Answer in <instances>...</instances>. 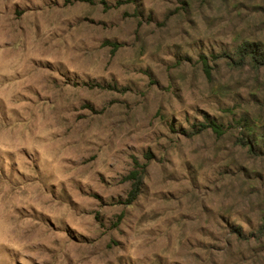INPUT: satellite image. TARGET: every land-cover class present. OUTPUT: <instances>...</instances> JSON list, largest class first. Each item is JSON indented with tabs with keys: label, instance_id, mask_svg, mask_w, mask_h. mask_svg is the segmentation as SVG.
<instances>
[{
	"label": "rangeland",
	"instance_id": "374dc122",
	"mask_svg": "<svg viewBox=\"0 0 264 264\" xmlns=\"http://www.w3.org/2000/svg\"><path fill=\"white\" fill-rule=\"evenodd\" d=\"M246 43L264 0H0V264H264Z\"/></svg>",
	"mask_w": 264,
	"mask_h": 264
},
{
	"label": "trees",
	"instance_id": "16d2710c",
	"mask_svg": "<svg viewBox=\"0 0 264 264\" xmlns=\"http://www.w3.org/2000/svg\"><path fill=\"white\" fill-rule=\"evenodd\" d=\"M85 1V0H79ZM91 2V0H89ZM239 63L241 65L252 64L253 66L260 68L264 67V48L263 46L256 45L253 43H246L241 49L239 50ZM245 126H248V131L250 132V139H248L245 145L250 146L252 150L254 145H261L264 148V132L255 136L256 132V125L253 123L251 124L247 120H245ZM203 128H212L217 134L222 135L223 130L220 125L210 122L206 125H202ZM145 179V167L140 166V169L136 168L130 172L127 176V180L131 182V190L128 195V203L131 204L135 202L141 194L143 184ZM262 231L264 232V226L262 227Z\"/></svg>",
	"mask_w": 264,
	"mask_h": 264
}]
</instances>
